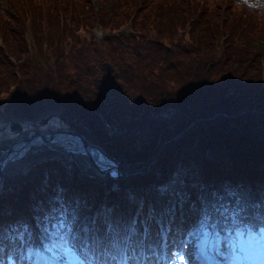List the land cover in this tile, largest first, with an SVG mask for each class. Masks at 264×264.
<instances>
[{
	"label": "trees",
	"instance_id": "trees-1",
	"mask_svg": "<svg viewBox=\"0 0 264 264\" xmlns=\"http://www.w3.org/2000/svg\"><path fill=\"white\" fill-rule=\"evenodd\" d=\"M123 25L128 30L118 31ZM95 26L105 30L101 39ZM10 89L0 125L3 117L52 114L116 162L121 176L101 173L85 155L28 149L18 164L25 170L0 191L5 232L23 222L41 239L62 217H75L153 234L160 223L170 236H186L205 210L230 204L231 191L264 206L263 3L0 0V92ZM13 136L0 138V148ZM237 243V255L226 250L217 264L264 252V239L247 233ZM77 255H86L79 245ZM88 255L119 253L101 247Z\"/></svg>",
	"mask_w": 264,
	"mask_h": 264
},
{
	"label": "snow or ice",
	"instance_id": "snow-or-ice-1",
	"mask_svg": "<svg viewBox=\"0 0 264 264\" xmlns=\"http://www.w3.org/2000/svg\"><path fill=\"white\" fill-rule=\"evenodd\" d=\"M23 155L24 150L18 147L10 159L14 161ZM229 197L230 204H220L211 211L205 210L199 227L189 231L186 236L181 230L176 236H170L171 229L163 227L153 234L146 226L141 233L134 223L119 229H114L111 224H107L106 229L103 226L90 227L81 225L75 217L72 220L62 217L55 231L48 234L45 229V238L37 239L28 224L17 222L8 226L6 232L0 229V264H9L10 261L12 264H31L34 255L37 261H42L46 258L45 253H56L57 250L81 264H189L190 257L209 259L210 253L214 254L212 259H223L226 250L236 256L237 241L245 233L250 240L264 239V206L251 203L236 191H231ZM257 225L260 226L258 233L253 231ZM37 244L42 246L43 251ZM77 245L83 249L85 257L77 255ZM101 247L119 255H111L104 260L88 255L89 248ZM136 249L140 250V256L136 255ZM129 250L131 255L127 254ZM145 250L157 259L152 260L145 255Z\"/></svg>",
	"mask_w": 264,
	"mask_h": 264
},
{
	"label": "rangeland",
	"instance_id": "rangeland-1",
	"mask_svg": "<svg viewBox=\"0 0 264 264\" xmlns=\"http://www.w3.org/2000/svg\"><path fill=\"white\" fill-rule=\"evenodd\" d=\"M260 1H264V0H260ZM96 7H98L97 3H96ZM127 27L128 26H125V30H128ZM11 92H12V89H10V90H8L6 92H0V110H3V104H4L5 101H7L9 99ZM6 110H7V108H6ZM48 115L49 114H47L45 116H42L38 120H40L41 118L47 117ZM9 116H10V114H9ZM3 121H4V124L2 125ZM10 121L23 123L24 125L22 126V129L25 127L24 131L25 130H27V131H25V132L23 131L22 133H16V131H11L10 129H8ZM2 122H1V125H0V138L1 139H4L6 136L12 135L13 133H15V134H13V135H15V136H13L14 138L16 136H20V138H21V137H24L25 135H28L31 130H38L39 132L44 133V132L47 131V129L48 130H55V129L64 130L66 128L64 125H62L58 121V119L56 117H54V119L51 118L50 121H47L43 125H39L40 127H44L45 126L44 129L46 131H44V132H43V130H39V129L35 128L32 124H30L31 123L30 121H25V120H22V119H19V118H12V117L4 118L3 117ZM36 125H38V124H36ZM60 143L62 145H58ZM42 145H48V147L60 148L61 151H63V152H71V153L75 154L78 157H80L82 155H85V153L83 152V149H81L80 146L77 143H74L73 141H70V140H67V139L57 140L55 142L54 141H47V142L38 141L37 143H34L32 145H27L26 147L21 148V149L25 150V149H29L30 148L29 151H33L32 148L38 147V146H42ZM0 152H1V148H0ZM11 155L9 154L7 156V158L5 159L6 162L9 161V164H10L4 170V171H6L5 175L7 177H8V175L9 176H13L14 173L19 169L18 164H22L23 163V157L18 159V160L13 161V160L10 159ZM94 157H93V159L96 160L98 163H101L102 165H108L109 164V161H107V159L97 149L95 150V156ZM110 171H112V170H110ZM212 256L213 255L210 253L209 254L210 258L209 259H203L202 258V259H200L198 261L201 264H215V259H212L211 258ZM49 259L50 258L47 257L46 260L45 259L42 260L43 261L42 264H50V263H47ZM72 262H78V260L72 259ZM176 264H178V263L176 262ZM235 264H264V260H262L260 258H257L255 262H252L251 260H247V259H242L241 260L240 257H239Z\"/></svg>",
	"mask_w": 264,
	"mask_h": 264
},
{
	"label": "water",
	"instance_id": "water-1",
	"mask_svg": "<svg viewBox=\"0 0 264 264\" xmlns=\"http://www.w3.org/2000/svg\"><path fill=\"white\" fill-rule=\"evenodd\" d=\"M50 118V115L43 118L41 121H40V124H43L45 123L48 119ZM11 128L13 129H21V124L17 123V122H12L11 123ZM66 133L68 134H71V135H76L80 144L84 147V150H85V153L87 154V156L91 159L92 163L94 164L95 167L101 169L102 171L103 170H115L118 172V169H117V164L114 163V162H111V164H108V165H100V163L96 162L93 157H92V154H91V146L88 144L87 141H85L79 134H76L74 131L72 130H69V131H66ZM35 136H38L39 138H41L42 140H49L51 139L53 136H54V133L52 134H40L36 131H33L31 132V134H29L24 140H25V143H23L22 147H25L28 145V141L29 138H32V137H35ZM15 149V143L12 144L6 151H5V154L4 156L0 159V172H1V169L4 165V158L6 157V155L12 151H14Z\"/></svg>",
	"mask_w": 264,
	"mask_h": 264
},
{
	"label": "bare ground",
	"instance_id": "bare-ground-1",
	"mask_svg": "<svg viewBox=\"0 0 264 264\" xmlns=\"http://www.w3.org/2000/svg\"><path fill=\"white\" fill-rule=\"evenodd\" d=\"M65 138H69L67 135H65ZM55 139H58V137H56ZM40 139L38 137H34V138H29L28 142L30 145L34 144V143H37ZM24 143V141H19L18 143L15 144V148H20L21 145ZM91 154L92 156L94 157L95 156V150H92L91 151ZM95 158V157H94Z\"/></svg>",
	"mask_w": 264,
	"mask_h": 264
}]
</instances>
